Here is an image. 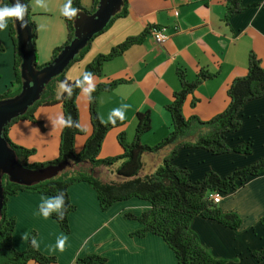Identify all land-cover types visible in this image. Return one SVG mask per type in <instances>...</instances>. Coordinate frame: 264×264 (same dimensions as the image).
<instances>
[{
    "label": "crops",
    "instance_id": "crops-1",
    "mask_svg": "<svg viewBox=\"0 0 264 264\" xmlns=\"http://www.w3.org/2000/svg\"><path fill=\"white\" fill-rule=\"evenodd\" d=\"M66 2L31 0V10L37 15V23L39 25L42 19L44 22L41 25L46 30L42 39L39 28L37 32L35 48L38 65L49 61L53 49L67 38V27L61 14ZM80 3L89 9L93 0H80ZM226 5V0H127L126 13L97 33L85 54L66 68L64 77L73 81L83 74L94 57L107 53L128 36L138 35L151 25L165 28L167 39L164 43H156L147 35L121 55L105 61L100 76H92L94 85L117 79L126 81L99 94L101 120L109 121L112 110L122 108L124 123L106 133L98 158L122 153L116 136L124 131L128 140L133 138L136 113L139 111L148 110L151 119L150 130L141 137L144 144H156L166 136L171 129V118L164 106L172 100L173 92L180 88L176 74L178 68L184 71L189 81L194 80L201 70L211 73L219 70L217 76L203 81L192 94L187 95L182 106L185 117L197 116L207 120L227 105V85L234 77L246 73L250 50L259 57L264 67V0H239L242 9L228 17H225ZM0 41L8 47L5 54L0 52V91L5 90L7 83L12 90H16L14 46L9 35V22L7 28L0 31ZM87 87L88 82L76 98L79 124L85 133L75 136V152L81 150L91 132L87 93L84 92ZM60 115V104L41 105L33 112L34 119L41 126L21 119L9 127L8 130L18 129L16 133L23 138L14 139L8 132L12 142L34 150L27 157V163H40L57 157L62 127L53 126L51 121ZM240 117V129L226 134V142L231 147L249 142L250 154L228 152L212 155L203 149H185L173 162L188 166L191 178L196 180L209 170L226 175L263 157L264 96L247 102ZM34 136L38 141L30 144ZM48 137L51 142L46 140ZM50 143L54 148H47ZM167 151L163 148L156 153L144 154V172L158 167ZM68 192L76 205V209L68 215L69 233L63 232L51 217L45 219L37 214L41 199L51 196L19 191L8 198L7 213L16 218L12 242L17 250L25 249L29 233L35 229L37 248L57 257L52 264H75L77 257L89 252L106 256L107 261L103 264H177L174 253L160 236L150 232L142 237L130 234L142 225L124 218L123 214L128 211L140 213L149 208L148 202L132 197L101 210L95 191L86 182L72 184ZM217 205L221 212L236 213L241 223L236 229H230L214 220L195 216L191 227L202 245L214 257L223 259L222 264H264V259L256 261L250 254L264 246L260 224V218L264 217V172L248 177L234 190L221 194ZM61 236L67 237L63 250L57 245ZM28 264L38 263L30 260Z\"/></svg>",
    "mask_w": 264,
    "mask_h": 264
},
{
    "label": "trees",
    "instance_id": "trees-1",
    "mask_svg": "<svg viewBox=\"0 0 264 264\" xmlns=\"http://www.w3.org/2000/svg\"><path fill=\"white\" fill-rule=\"evenodd\" d=\"M98 1L93 0L92 6L89 9H85L81 5L80 0H71V7L76 10V13L91 14L97 9ZM226 1L225 17L242 9L239 5V0ZM123 2L120 10L111 17L108 24L126 13L127 0H123ZM20 3L26 6L25 18H27L31 28L32 47L35 56L34 65L36 69H40L51 64L62 49L73 39L75 16L71 19L64 16L67 27L66 40L53 49L49 61L38 65L36 63L35 48L36 29L34 22L29 17V0H20ZM3 5L9 6L8 0H0V6ZM8 22L9 35L14 46V81L18 88L14 91L6 90L0 93V99L10 98L18 94L22 84L20 76L21 56L16 47L12 18ZM154 27L158 26H148L140 34L128 36L107 53L98 54L86 65L83 74L84 72H90L92 76H100L102 74V64L105 61L121 55L131 45L140 43L145 36L149 35L150 29ZM95 35L75 54L69 65L85 54ZM0 49H2L1 42ZM66 68L44 85L39 98L27 108L25 113L12 118L3 127L2 135L5 141L14 150L18 161L23 165L33 169L57 166L58 164H64V167L54 176L31 185L10 182L7 176H4L2 180L3 199L0 213V264H28L30 260L38 264H52L57 261L56 255L45 254L37 246H32L30 241L32 238L36 239L37 236L35 229L30 231L24 250L19 251L14 247L12 234L16 218L7 213L8 198L16 195L19 191L39 193L51 197H55L59 195L60 191H63L65 193V203L70 206L63 220L56 218V212H52L50 217L57 222L63 232L69 233L68 215L76 209V205L70 199L68 188L80 181L86 182L95 191L101 210H106L114 203L125 201L132 197L148 202L149 208L140 213L128 211L123 214L124 218L138 221L142 225L141 228L130 232V234L142 237L145 233L150 232L160 236L174 253L177 264H222L224 262L223 259L214 257L202 245L198 234L191 227V222L195 216H199L204 219L214 220L230 229L239 227L241 223L240 217L234 212H221L218 205L209 198L208 193L216 190L221 194H226L241 185L248 177L264 172V156L251 164L235 168L226 175H220L214 170H209L196 180L191 178L188 166H179L173 161L178 153L185 149H203L212 155L228 152L243 155L251 153L249 142L245 144L239 143L231 147L226 142L225 136L240 129L242 124L240 116L243 106L249 101L264 96V67L261 65L259 57L252 50L248 52L246 73L234 77L227 85V105L221 112L207 120H202L197 116L185 117L182 113V106L187 95L192 94L203 81L217 76L219 70L212 73L201 70L194 80L189 81L184 71L178 68L176 74L180 88L173 92L172 100L164 106L171 118V129L166 136L156 144H144L141 141V137L150 130L151 119L148 110L139 111L136 113L133 138L128 140L124 131L119 132L116 136L122 153L104 158H98V153L106 133L110 129L122 125L124 120L114 117V123L110 121L103 122L98 112V97L101 92L110 91L118 84L126 81L117 79L101 82L95 85L94 91L87 93L91 132L84 141L81 150L75 152V136L85 133L79 124L76 98L87 81L83 80V74L73 81L67 80L64 77ZM64 81L68 82V86L72 90L71 97H67V93L62 89L59 90L61 82ZM77 81L80 82L77 83ZM191 103L194 104V101ZM51 104H60L62 115L66 119L71 117L74 126L62 127L56 158L40 163H27V157L34 150L14 144L7 135L8 128L21 119L31 120L41 126V123L34 119L33 112L38 106ZM76 124L79 127H76ZM163 148H167L168 151L162 157L161 164L151 172H144L143 155L156 153ZM102 168L113 175L112 179L103 180L98 176L97 170ZM260 224L264 233V217L260 218ZM250 254L256 261L263 260L264 246L252 251ZM106 261V256L96 252H89L77 257L75 264H103Z\"/></svg>",
    "mask_w": 264,
    "mask_h": 264
},
{
    "label": "water",
    "instance_id": "water-1",
    "mask_svg": "<svg viewBox=\"0 0 264 264\" xmlns=\"http://www.w3.org/2000/svg\"><path fill=\"white\" fill-rule=\"evenodd\" d=\"M8 3L11 6L15 0H8ZM123 3V0H99L97 9L93 13L77 12L74 19L73 39L51 64L40 69H36L34 65L32 34L27 18L24 17L23 24L12 18L16 47L21 56L20 76L22 84L18 94L10 98L0 99V213L4 175L10 182L31 185L54 176L64 167V164H58L57 166L33 169L23 165L18 161L14 150L8 146L2 135L4 125L12 118L25 113L27 108L39 98L44 85L69 65L75 54L86 45L93 35L106 27L111 17L120 10Z\"/></svg>",
    "mask_w": 264,
    "mask_h": 264
},
{
    "label": "clouds",
    "instance_id": "clouds-1",
    "mask_svg": "<svg viewBox=\"0 0 264 264\" xmlns=\"http://www.w3.org/2000/svg\"><path fill=\"white\" fill-rule=\"evenodd\" d=\"M61 14L71 19L73 16L76 15V10L71 7V0H67V2L63 5L61 9ZM26 15V6L20 3V0H15V3L11 6L3 5L0 6V31L4 30L8 26V21L10 18H15V20L21 24L24 23V17ZM83 80L88 82V87L84 89L85 93H90L95 90V85L92 82V74L90 72H84ZM80 81H77L79 83ZM60 88L67 93V97H71L72 90L68 86V82L64 81L61 82ZM114 117H117L121 120L124 119V112L122 108L113 109L112 112L109 114V121L115 122ZM53 126L59 125L61 127H72L74 126V122L72 121L71 117L67 119L60 115L55 118V120L51 121ZM79 127L78 124L75 125ZM69 204L65 203V193L63 191L59 192V195L55 197H48L41 199L40 203L38 204L37 214L42 216L43 218L47 219L51 216L52 212H56V218L58 220H63L65 213L69 208ZM63 209V210H61ZM26 238V237H25ZM66 236H61L58 238L57 245L60 250H63V245L66 241ZM31 244L33 247L38 246L37 241L35 238L31 239Z\"/></svg>",
    "mask_w": 264,
    "mask_h": 264
},
{
    "label": "rangeland",
    "instance_id": "rangeland-1",
    "mask_svg": "<svg viewBox=\"0 0 264 264\" xmlns=\"http://www.w3.org/2000/svg\"><path fill=\"white\" fill-rule=\"evenodd\" d=\"M29 4H31V0H29ZM36 14L34 13V11L33 10H31V6H30V12H29V17H30V19L34 22V24H35V29H36V37H35V41H36V39H37V32H38V28H39V31H40V39H42L43 37H44V34L46 33V30L44 29V27L41 25V23H43L44 21L42 20V19H40L39 20V25H38V23H37V20H36ZM1 42V45H2V49H0V52L1 53H3V54H5V52L7 51V49H8V47H7V45L4 43V42H2V41H0ZM5 56V55H4ZM5 78V77H4ZM11 80H9V82H10ZM7 85V87L5 88V90H3V91H0V93H3L4 91H6V90H10V91H14V90H12V87H11V85H10V83L8 84H6ZM9 129V128H8ZM18 131V129H16V128H14L13 130H8V132H10V134L14 137V139H23V138H21V137H19L18 136V134L16 133ZM8 132H7V135H8ZM106 136V135H105ZM8 137H9V135H8ZM46 140L48 141V142H51V139L48 137V138H46ZM36 141H38V139L36 138V136H34L32 139H30V144H33L34 142H36ZM14 143V142H13ZM14 144H16V143H14ZM16 145H18V144H16ZM48 149H51V148H54V146H52V144L50 143V146L49 147H47ZM34 149H36L35 147H34ZM101 149V148H100ZM100 152V151H99ZM98 157H99V153H98ZM99 170V169H98ZM97 170V174H98V176L101 178V179H103V180H109V179H112V177H113V175H111V173L110 172H107L105 169H100L99 171ZM69 196H70V194H69ZM71 198V197H70Z\"/></svg>",
    "mask_w": 264,
    "mask_h": 264
},
{
    "label": "built area",
    "instance_id": "built-area-1",
    "mask_svg": "<svg viewBox=\"0 0 264 264\" xmlns=\"http://www.w3.org/2000/svg\"><path fill=\"white\" fill-rule=\"evenodd\" d=\"M149 36H151L156 43L162 44L166 41L167 35L165 34L164 27H154L149 31ZM209 198L212 202L218 204L221 201V193L218 191H211L208 193Z\"/></svg>",
    "mask_w": 264,
    "mask_h": 264
},
{
    "label": "flooded vegetation",
    "instance_id": "flooded-vegetation-1",
    "mask_svg": "<svg viewBox=\"0 0 264 264\" xmlns=\"http://www.w3.org/2000/svg\"><path fill=\"white\" fill-rule=\"evenodd\" d=\"M4 176H6V175H4ZM4 176H3V179H4Z\"/></svg>",
    "mask_w": 264,
    "mask_h": 264
}]
</instances>
